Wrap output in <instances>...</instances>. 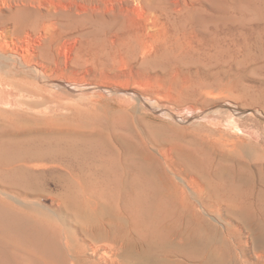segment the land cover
Instances as JSON below:
<instances>
[{
    "label": "rangeland",
    "instance_id": "rangeland-1",
    "mask_svg": "<svg viewBox=\"0 0 264 264\" xmlns=\"http://www.w3.org/2000/svg\"><path fill=\"white\" fill-rule=\"evenodd\" d=\"M84 1L0 0V77L15 80L12 88L0 83L10 98L0 104V141L47 132L60 144L98 146L120 162L148 158L160 167L207 172H239L246 159L229 156L247 145L259 188L264 104L253 80L264 77L252 70L262 64L264 0H154L153 40L141 36L136 14L124 19L87 10L79 16L74 4ZM34 52L38 60L30 59ZM23 55L32 65L42 63L46 78L13 67ZM62 157L57 165H76Z\"/></svg>",
    "mask_w": 264,
    "mask_h": 264
},
{
    "label": "bare ground",
    "instance_id": "bare-ground-1",
    "mask_svg": "<svg viewBox=\"0 0 264 264\" xmlns=\"http://www.w3.org/2000/svg\"><path fill=\"white\" fill-rule=\"evenodd\" d=\"M153 2L85 0L74 6L79 16L87 10L124 19L136 14L141 18V36L153 40ZM259 51L257 60L262 64L252 72L264 77V44ZM37 54L32 53L30 59H37ZM12 63L13 67L33 68L46 78L42 63L32 65L25 56ZM13 80L0 77V83L11 88ZM253 82L254 94L264 104V80ZM9 101L0 89V104ZM38 134L24 141H0V264H264L263 148V163L257 166L260 187L256 188L247 145L229 156L246 159L239 172L224 168L187 171L160 167L148 158L124 156L120 162L114 153L100 152L98 146L60 144L47 132ZM62 156H67L66 164L76 165H57ZM41 198L49 199L53 208L46 207Z\"/></svg>",
    "mask_w": 264,
    "mask_h": 264
}]
</instances>
